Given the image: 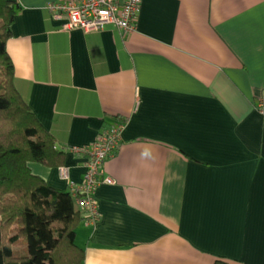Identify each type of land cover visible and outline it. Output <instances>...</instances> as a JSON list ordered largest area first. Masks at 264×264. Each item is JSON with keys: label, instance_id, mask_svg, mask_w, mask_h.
Listing matches in <instances>:
<instances>
[{"label": "crops", "instance_id": "1", "mask_svg": "<svg viewBox=\"0 0 264 264\" xmlns=\"http://www.w3.org/2000/svg\"><path fill=\"white\" fill-rule=\"evenodd\" d=\"M16 1L14 82L69 174L32 170L76 200V147L122 124L71 263L264 264V0H141L127 33L62 29L51 0Z\"/></svg>", "mask_w": 264, "mask_h": 264}, {"label": "trees", "instance_id": "2", "mask_svg": "<svg viewBox=\"0 0 264 264\" xmlns=\"http://www.w3.org/2000/svg\"><path fill=\"white\" fill-rule=\"evenodd\" d=\"M20 7L0 0V264H72L68 255L78 261L85 255L75 240L83 208L71 190L49 184L30 166L58 167L65 151L14 82L7 41Z\"/></svg>", "mask_w": 264, "mask_h": 264}, {"label": "built area", "instance_id": "3", "mask_svg": "<svg viewBox=\"0 0 264 264\" xmlns=\"http://www.w3.org/2000/svg\"><path fill=\"white\" fill-rule=\"evenodd\" d=\"M140 3L141 0H51L47 2V7L54 16L65 15L62 29H101L107 23H113L121 32L127 33L135 28V18ZM256 106L264 113V93L257 100ZM121 127V123L110 125L93 141L76 147L86 152L85 169L81 182L72 190L78 205L88 211V220H95L98 215L93 194L98 181L97 174L103 159L113 154L120 139ZM58 171L60 176L67 177L69 167L59 165ZM103 181L113 183L115 179L106 176Z\"/></svg>", "mask_w": 264, "mask_h": 264}, {"label": "rangeland", "instance_id": "4", "mask_svg": "<svg viewBox=\"0 0 264 264\" xmlns=\"http://www.w3.org/2000/svg\"><path fill=\"white\" fill-rule=\"evenodd\" d=\"M79 243V239L76 240Z\"/></svg>", "mask_w": 264, "mask_h": 264}]
</instances>
